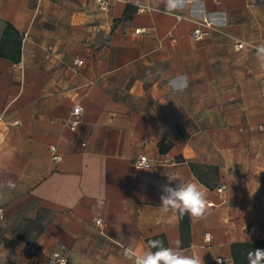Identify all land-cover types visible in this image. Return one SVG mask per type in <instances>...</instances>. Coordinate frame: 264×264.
I'll return each instance as SVG.
<instances>
[{
	"label": "crops",
	"instance_id": "obj_1",
	"mask_svg": "<svg viewBox=\"0 0 264 264\" xmlns=\"http://www.w3.org/2000/svg\"><path fill=\"white\" fill-rule=\"evenodd\" d=\"M7 26L0 264H133L153 240L203 264L264 249V0H0V41ZM172 175L207 189L202 218L159 210Z\"/></svg>",
	"mask_w": 264,
	"mask_h": 264
},
{
	"label": "clouds",
	"instance_id": "obj_2",
	"mask_svg": "<svg viewBox=\"0 0 264 264\" xmlns=\"http://www.w3.org/2000/svg\"><path fill=\"white\" fill-rule=\"evenodd\" d=\"M169 10L178 6V0H167ZM256 55L264 67V43L255 46ZM167 183L161 187L160 206L162 213L174 211L180 215L188 214L193 218H202L208 209L207 189L199 181L181 183L176 175L167 176ZM173 181H179L172 186ZM153 249H155L153 251ZM125 256L133 264H203L202 256L197 251L186 254L181 250L179 242L165 246L162 241H149L146 249L134 251L125 250ZM249 264L264 262V249H253L248 253Z\"/></svg>",
	"mask_w": 264,
	"mask_h": 264
},
{
	"label": "built area",
	"instance_id": "obj_3",
	"mask_svg": "<svg viewBox=\"0 0 264 264\" xmlns=\"http://www.w3.org/2000/svg\"><path fill=\"white\" fill-rule=\"evenodd\" d=\"M110 1H113V0H97V3H98V5L102 11H107ZM214 25H216L214 19H204L202 22H199L197 27L192 31V33H191L192 38L195 41H200L202 38V27L207 26L209 28H214ZM235 48L241 49L242 43H236ZM82 63H83V61L76 60V65L79 66V65H82ZM81 117H82V109L79 105H75L72 108V111L70 113V117L68 119V126L72 131H75L77 129L79 123L81 122ZM261 128L264 129V126ZM52 150H53V152H55L54 148H52ZM60 159H61V157L54 154V160L60 161ZM156 164L157 163L155 161H152L151 159H149L145 155H139L138 157H136L134 159V165L138 169H152L156 166ZM219 191H222V189H220ZM1 212L2 211L0 210V213ZM96 223L98 225H100L101 221H97ZM215 262H216V264H222L223 260L217 259ZM59 264H66V261L64 259H61L59 261Z\"/></svg>",
	"mask_w": 264,
	"mask_h": 264
},
{
	"label": "trees",
	"instance_id": "obj_4",
	"mask_svg": "<svg viewBox=\"0 0 264 264\" xmlns=\"http://www.w3.org/2000/svg\"><path fill=\"white\" fill-rule=\"evenodd\" d=\"M4 35V39L0 41V56H7L12 61L19 62L21 44L18 33L7 26Z\"/></svg>",
	"mask_w": 264,
	"mask_h": 264
}]
</instances>
